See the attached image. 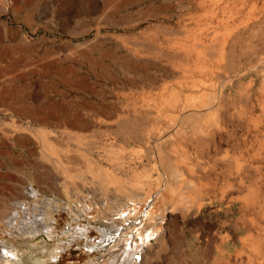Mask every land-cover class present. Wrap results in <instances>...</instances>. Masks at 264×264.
Returning a JSON list of instances; mask_svg holds the SVG:
<instances>
[{
	"label": "rangeland",
	"instance_id": "374dc122",
	"mask_svg": "<svg viewBox=\"0 0 264 264\" xmlns=\"http://www.w3.org/2000/svg\"><path fill=\"white\" fill-rule=\"evenodd\" d=\"M161 191L137 264H264V0H0V240L88 264Z\"/></svg>",
	"mask_w": 264,
	"mask_h": 264
},
{
	"label": "bare ground",
	"instance_id": "6f19581e",
	"mask_svg": "<svg viewBox=\"0 0 264 264\" xmlns=\"http://www.w3.org/2000/svg\"><path fill=\"white\" fill-rule=\"evenodd\" d=\"M28 191L34 192L32 188H29ZM84 198V197H83ZM78 198V202H80V206H84L85 213L89 209L88 205L85 202V198ZM164 194H159L157 198L153 199L151 202L147 212L143 214V216L137 221L132 222L131 216L139 209L141 210L142 204H139L136 201H128L125 200L119 204H117L116 208L113 212L107 213L105 211V206H102L104 209L103 216H98L96 219L100 226L103 229L97 230L98 236L94 244L90 247L97 248L100 243H103L99 250V254L90 258L87 262L88 264H137L139 263V259L141 257V253L145 251V248H148L151 239H155L162 228V223L165 220L164 212L160 215L161 203L164 199ZM103 202V201H101ZM104 203H102L103 205ZM92 205V204H91ZM83 208V207H82ZM143 208V207H142ZM44 211V210H43ZM82 211V209H81ZM100 211V210H99ZM39 213V212H38ZM37 213V214H38ZM36 214V215H37ZM40 214V213H39ZM43 215V213H42ZM17 216V211H13L7 217V223H14ZM28 215L26 216V218ZM36 217V216H35ZM41 216V219L38 221L33 219L34 221L28 220L22 221L21 223H27L31 221L32 227H28L25 232L29 236H33L36 231L43 230L46 233L51 231V226H49ZM97 218V215H95ZM29 223V222H28ZM29 223V224H30ZM122 223H126L128 227L121 230L120 227ZM148 224V225H147ZM27 225V224H26ZM39 226V227H38ZM24 229V228H23ZM96 229V228H95ZM70 232L68 240L65 244L69 243V240L75 239V237H82L86 235L87 225L77 224L72 225V227L68 230ZM45 233V234H46ZM117 235V238H115ZM73 241V240H72ZM40 247V246H39ZM47 248V249H45ZM44 249L40 250V256H33V258L27 256H23L18 252L15 248L11 247L5 241L0 240V263L4 262H18L19 264H49L51 261L56 259L57 255H59L60 246L50 247L47 246ZM38 254V253H37ZM39 255V254H38ZM32 256V255H31ZM22 262V263H20ZM7 264V263H6Z\"/></svg>",
	"mask_w": 264,
	"mask_h": 264
},
{
	"label": "crops",
	"instance_id": "0c3cea01",
	"mask_svg": "<svg viewBox=\"0 0 264 264\" xmlns=\"http://www.w3.org/2000/svg\"><path fill=\"white\" fill-rule=\"evenodd\" d=\"M221 24H224V25H226L227 24V21H221ZM226 41H227V39H226ZM225 41V42H226ZM224 43V42H223ZM221 44L220 46H219V51H222V49H223V47H224V44ZM233 49L231 48L230 49V51L229 52H232L233 53ZM179 123H177V122H175V123H172V125L170 126V128H175V129H178L179 128ZM183 134V133H182ZM193 134H195L194 132H193ZM158 135H159V133H158ZM163 135V134H162ZM174 171H176V173H177V175H178V177L180 176V171H179V169L177 168V167H175V166H173L172 167V172H174ZM165 185H168V183L167 184H165ZM161 194H164L163 193V191H161ZM158 196V195H157ZM147 197H141V196H135V201L136 202H138L139 204H142L143 206H144V208H142L143 206H141V214H145L146 212H147V210H148V208H149V206H150V203L152 202V200L154 199V198H152V200L148 203V201H147ZM150 199V198H149ZM148 199V200H149ZM169 200V196H168V194H167V196H166V198L165 199H163L162 201V204H161V210H160V215H162V213L164 214V216L166 217V215L167 214H165L166 212H169V210H167V201ZM163 203H165V204H163ZM148 205V206H147ZM256 214L258 215V216H261V217H263V219H264V209H262L261 211H256ZM148 225V224H147ZM248 236H250V233L248 234Z\"/></svg>",
	"mask_w": 264,
	"mask_h": 264
}]
</instances>
